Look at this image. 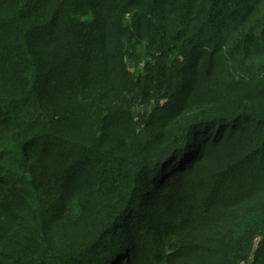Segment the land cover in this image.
<instances>
[{
	"label": "trees",
	"instance_id": "16d2710c",
	"mask_svg": "<svg viewBox=\"0 0 264 264\" xmlns=\"http://www.w3.org/2000/svg\"><path fill=\"white\" fill-rule=\"evenodd\" d=\"M0 264H264V0H0Z\"/></svg>",
	"mask_w": 264,
	"mask_h": 264
},
{
	"label": "water",
	"instance_id": "95a60500",
	"mask_svg": "<svg viewBox=\"0 0 264 264\" xmlns=\"http://www.w3.org/2000/svg\"><path fill=\"white\" fill-rule=\"evenodd\" d=\"M146 79H147V76L144 77V80H145V81H146Z\"/></svg>",
	"mask_w": 264,
	"mask_h": 264
}]
</instances>
